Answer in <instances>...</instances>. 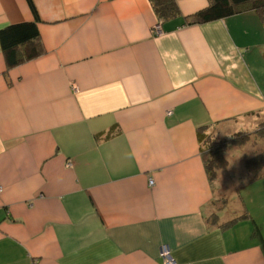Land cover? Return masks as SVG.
Returning <instances> with one entry per match:
<instances>
[{"label":"crops","instance_id":"0c3cea01","mask_svg":"<svg viewBox=\"0 0 264 264\" xmlns=\"http://www.w3.org/2000/svg\"><path fill=\"white\" fill-rule=\"evenodd\" d=\"M32 1L0 0V30H39L0 42V264H264V175L213 182L198 136L264 121L260 16L176 0L155 35L150 0Z\"/></svg>","mask_w":264,"mask_h":264},{"label":"trees","instance_id":"16d2710c","mask_svg":"<svg viewBox=\"0 0 264 264\" xmlns=\"http://www.w3.org/2000/svg\"><path fill=\"white\" fill-rule=\"evenodd\" d=\"M152 6L159 17V20H165L176 17L180 14V9L176 0H150ZM29 3L35 12L37 9L32 0ZM245 8L254 10L264 23V0H209V6L193 15L187 16L189 24H197L217 20L242 12ZM39 38L37 22H25L8 25L0 30V42L3 51L14 54L20 45L34 42ZM19 60L10 61V64L17 63ZM208 127L202 126L198 129V136L201 142V151L205 161L207 172L210 179L214 182L218 178L219 171L227 169L230 164L229 149L231 146H243L252 137L258 145L261 140L264 145V121H262L253 131H240L231 136H217L207 132ZM109 135V134H108ZM245 168L249 180H256L264 175V148L260 149L253 156L245 158ZM241 215L238 218H244ZM216 222V216H211ZM238 218L230 220L223 226L235 222ZM254 233L261 235L260 227H255Z\"/></svg>","mask_w":264,"mask_h":264},{"label":"rangeland","instance_id":"374dc122","mask_svg":"<svg viewBox=\"0 0 264 264\" xmlns=\"http://www.w3.org/2000/svg\"><path fill=\"white\" fill-rule=\"evenodd\" d=\"M233 133H229L228 136H231ZM264 148L261 140L258 141V145L255 143L253 137L243 146H231L229 149V156L232 160V164L238 165L245 161L246 157L253 156L260 149ZM233 166V165H232ZM234 166V167H236Z\"/></svg>","mask_w":264,"mask_h":264},{"label":"built area","instance_id":"2783aa9c","mask_svg":"<svg viewBox=\"0 0 264 264\" xmlns=\"http://www.w3.org/2000/svg\"><path fill=\"white\" fill-rule=\"evenodd\" d=\"M162 21H158L154 27H153V33L155 35H163L165 34L164 30L162 29ZM171 111H169L168 113H170ZM153 183V180L150 179V184ZM161 255H162V262L161 264H178L172 251L167 247V246H163L162 247V251H161Z\"/></svg>","mask_w":264,"mask_h":264}]
</instances>
